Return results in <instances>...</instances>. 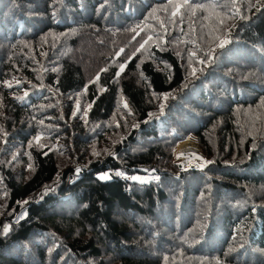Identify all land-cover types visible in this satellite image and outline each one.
Masks as SVG:
<instances>
[{"label": "trees", "instance_id": "obj_1", "mask_svg": "<svg viewBox=\"0 0 264 264\" xmlns=\"http://www.w3.org/2000/svg\"><path fill=\"white\" fill-rule=\"evenodd\" d=\"M172 11L0 0V264H264V0Z\"/></svg>", "mask_w": 264, "mask_h": 264}, {"label": "rangeland", "instance_id": "obj_2", "mask_svg": "<svg viewBox=\"0 0 264 264\" xmlns=\"http://www.w3.org/2000/svg\"><path fill=\"white\" fill-rule=\"evenodd\" d=\"M186 143H188V144H186ZM193 145L197 149H195V147ZM183 146H184V148H183ZM193 150L195 152L199 153L200 155H198V157L201 158L200 147L197 144L196 138L194 136L188 137L184 142H182L181 144H179L177 146V149H176V152L174 153V156L177 158L176 163L179 165L180 168L185 167L187 164L191 165L192 166L191 168H193V169L196 168L195 170H200V169H203L205 167L204 166V162H205L204 158L199 160L194 155H191L190 151H193ZM98 177L100 179H101V177H106L105 179H102V180L111 179L110 172L101 173ZM134 177H140L141 180L144 182H149L151 180H154L153 176L143 175V174H137ZM141 180H137V181H141Z\"/></svg>", "mask_w": 264, "mask_h": 264}, {"label": "snow or ice", "instance_id": "obj_3", "mask_svg": "<svg viewBox=\"0 0 264 264\" xmlns=\"http://www.w3.org/2000/svg\"><path fill=\"white\" fill-rule=\"evenodd\" d=\"M187 3H188V0H184V4L182 5V4H179V3H174V0H167V4L168 5H171L172 6V8H173V11L170 13V15L172 16V17H176L177 16V14L180 12V9L182 8V7H184L185 5H187ZM164 11H167L168 9H167V7L165 8V9H163ZM195 9H193V11H194ZM155 11V10H154ZM237 14H239V11L237 10ZM182 18V17H181ZM140 26L139 25H137V28H139ZM161 27L162 28H164V27H166L164 24H163V22H161ZM132 31H136V28H133V29H131ZM181 31H183V29H181ZM139 33H137V35H138ZM167 35V31H165L164 33H163V35H161V34H157V36H156V39L158 40V41H161V43H159V44H157V46L158 47H162V45L163 44H167L168 43V41L166 40V39H164V36H166ZM153 39V36H151V35H149V36H147V38L146 39H144L143 40V42L139 45V47H140V49H143L144 48V46L146 45V44H148V42L150 41V40H152ZM225 43H227V41H221V43H220V47H223L224 46V44ZM124 51V49H120V52L122 53ZM129 61L128 60H126V61H124V62H122L121 64H120V66H119V70H118V72L116 73V78L118 79L119 78V74L121 73V72H123L124 71V69L126 68V66H127V63H128ZM200 63H205V61H199ZM105 71L107 70V69H104ZM195 71H196V69L195 68H193L192 69V72H193V74H195ZM96 80H99V74L97 75V77H96ZM10 86V85H9ZM25 95H27V93H25ZM167 98H168V95L167 94H165L164 95V97H163V99L166 101L167 100ZM90 107V106H89ZM124 107L125 108H127L128 107V105H127V103L125 102L124 103ZM161 107H163V105L161 106ZM76 108H77V111L79 110V105L77 104L76 105ZM129 114H131L130 113V110H129ZM151 115V114H150ZM118 126V125H117ZM39 141V137L37 138V142ZM196 158H198V159H202V158H200V157H196ZM205 163H210V162H205ZM117 175H121V173H117ZM106 177H101V179H105ZM130 179H133V180H141V178L140 177H131ZM156 179H158V177H156ZM141 182H144V181H142L141 180ZM8 231V228L6 227L5 228V232H7Z\"/></svg>", "mask_w": 264, "mask_h": 264}, {"label": "bare ground", "instance_id": "obj_4", "mask_svg": "<svg viewBox=\"0 0 264 264\" xmlns=\"http://www.w3.org/2000/svg\"><path fill=\"white\" fill-rule=\"evenodd\" d=\"M190 141V140H189ZM186 144H188V143H186ZM185 145V144H184ZM194 146V145H193ZM181 147V146H180ZM195 147V146H194ZM183 148H184V146H183ZM180 149V148H179ZM195 149H197L196 147H195ZM189 153V152H188ZM190 153H191V155H194L195 157H198V155H200L199 153H197V152H195L194 150L193 151H190ZM198 159V158H197ZM200 160V159H199Z\"/></svg>", "mask_w": 264, "mask_h": 264}, {"label": "built area", "instance_id": "obj_5", "mask_svg": "<svg viewBox=\"0 0 264 264\" xmlns=\"http://www.w3.org/2000/svg\"><path fill=\"white\" fill-rule=\"evenodd\" d=\"M143 171H145V170H143ZM79 173H80V170H77L76 174H79ZM113 175H117V173L113 172ZM25 217H26V215H25ZM25 217H23V218H25Z\"/></svg>", "mask_w": 264, "mask_h": 264}, {"label": "water", "instance_id": "obj_6", "mask_svg": "<svg viewBox=\"0 0 264 264\" xmlns=\"http://www.w3.org/2000/svg\"><path fill=\"white\" fill-rule=\"evenodd\" d=\"M201 158L203 159V157L201 156ZM194 169H196V168H194Z\"/></svg>", "mask_w": 264, "mask_h": 264}, {"label": "clouds", "instance_id": "obj_7", "mask_svg": "<svg viewBox=\"0 0 264 264\" xmlns=\"http://www.w3.org/2000/svg\"><path fill=\"white\" fill-rule=\"evenodd\" d=\"M202 156V155H201ZM203 157V156H202Z\"/></svg>", "mask_w": 264, "mask_h": 264}]
</instances>
